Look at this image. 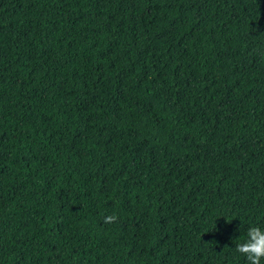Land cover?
<instances>
[{
	"label": "trees",
	"instance_id": "obj_1",
	"mask_svg": "<svg viewBox=\"0 0 264 264\" xmlns=\"http://www.w3.org/2000/svg\"><path fill=\"white\" fill-rule=\"evenodd\" d=\"M251 226L264 0H0V264H248Z\"/></svg>",
	"mask_w": 264,
	"mask_h": 264
},
{
	"label": "clouds",
	"instance_id": "obj_2",
	"mask_svg": "<svg viewBox=\"0 0 264 264\" xmlns=\"http://www.w3.org/2000/svg\"><path fill=\"white\" fill-rule=\"evenodd\" d=\"M117 220L115 215L104 217L103 223L111 224ZM214 246V242L209 244ZM235 251L246 258L248 264H261L264 261V228L260 226H251L246 232V238L242 243H238Z\"/></svg>",
	"mask_w": 264,
	"mask_h": 264
}]
</instances>
